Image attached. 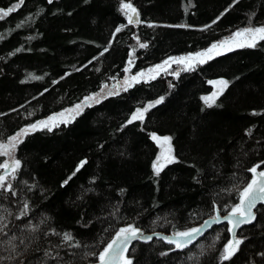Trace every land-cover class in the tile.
Masks as SVG:
<instances>
[{"label":"trees","instance_id":"16d2710c","mask_svg":"<svg viewBox=\"0 0 264 264\" xmlns=\"http://www.w3.org/2000/svg\"><path fill=\"white\" fill-rule=\"evenodd\" d=\"M132 2L139 9L141 21L157 23L127 24L119 10V0H51V3L24 0L23 5L0 19V113H4L0 115V137L74 104L88 91L98 90L105 79L109 86L112 85L110 77L120 80L125 74L129 50L137 45L133 33L149 42L147 48L136 47L132 70L138 71L166 56L207 47L212 40L247 24L250 10L257 14L254 23H264V0H238L215 24L210 21L230 0ZM13 3L15 0H0V7ZM38 9L42 11L34 19L22 23L29 12L35 14ZM120 23L127 26L117 33L109 51L98 56L102 46L107 45L110 33ZM18 24L22 26L17 27ZM203 24L210 26L202 29L199 25ZM92 56H97V60L89 63ZM73 68L78 70H71ZM65 71L69 72L68 76L63 75ZM28 73L43 78L25 80ZM219 76L231 82L215 104L206 105L202 96L214 90L213 84L207 81ZM53 80L56 83H52ZM169 81L175 86L169 88ZM38 92L42 94L37 95ZM165 93V100L149 110L143 128L139 122H133L117 131L137 102ZM253 108H264V42H259L255 48L246 46L222 53L194 70L180 72L178 78L160 74L149 83L136 84L119 96L85 108L68 124L60 123L51 131L38 129L30 133L18 146L16 154L23 160V172L31 174L46 190L29 194L35 204L34 219L47 213L51 218L48 224L58 230L71 229L82 241L91 242L101 239L100 231L106 224L96 220L88 224L87 221L100 216L101 208L110 210L105 205L111 199L123 201L120 207L125 219L140 213L138 223L147 232L169 233L172 224L177 227L188 224V210L202 207L207 211L211 194L219 191L216 185L220 188L229 183L243 186L240 181L251 176L246 169L264 160V140H261L264 112L253 113ZM251 125L255 127L253 135L248 137L244 129ZM151 131L171 135L174 153L180 157L168 164L159 176H154L151 168L152 160L159 153V145L150 137ZM242 139L248 149L254 150L239 156L237 164L231 146L238 145ZM98 144L103 146L98 147ZM221 148L224 149L222 171L228 179L201 177L202 183L193 180L197 172L186 162L196 161L197 166L205 167L211 155ZM85 156V165L68 184L61 186L60 181ZM92 175L98 176L93 185L98 191L87 193L83 200L77 199L82 187H89ZM118 188L126 191L121 194ZM262 213L264 209L257 211V219L252 224L238 229L237 235L247 239L241 243L231 264H247L250 258L259 260L255 253L264 251ZM82 216L84 222L78 224ZM157 216L162 219L153 224ZM202 218H193L191 222L200 223ZM111 223L114 219L107 218V224ZM225 224L214 225L201 239L205 246L217 232L220 234L217 248L225 238L231 237ZM109 235L104 233L102 239L106 241ZM39 243L41 247L46 246L45 240ZM193 245L161 256L160 252L171 245L165 240L152 239L137 241L129 248V253L134 255L135 264H197V261L198 264H217L218 254L214 249L188 259L190 252L200 251ZM92 247L99 250L96 245Z\"/></svg>","mask_w":264,"mask_h":264},{"label":"snow or ice","instance_id":"6c2138e0","mask_svg":"<svg viewBox=\"0 0 264 264\" xmlns=\"http://www.w3.org/2000/svg\"><path fill=\"white\" fill-rule=\"evenodd\" d=\"M48 2L51 3V0H48ZM23 3L24 0H15V3L10 4L8 7H0V19H3L19 8ZM237 4L238 0H230V3L210 23L215 24ZM119 10L126 17L127 24L135 25L143 22L155 25L157 23L156 21H141L139 9L132 0H119ZM39 11H42V9H38L35 14L29 12L26 20L22 23L34 19V16ZM256 15L255 11L250 10L247 14V24L236 27L220 39L212 40L207 47L180 55L166 56L161 61L150 64L147 68H140L138 71L132 70L136 47L147 48L149 42L141 40L139 35L133 33L137 45L129 50L124 67L125 74L120 80L116 76L110 77L112 85L109 86L108 79H105L101 82L98 90L88 91L74 104L61 108L59 112H52L45 117L25 123L12 134L0 137V157H3L0 159V264H135V257L129 253V246L134 240L151 241L153 235L161 237L169 245L174 246L166 247L164 251L160 252L161 256L167 255V253L174 251V249H186L196 241L197 243L193 247H198L200 251L198 253L190 252L188 259L191 260L194 257L203 256L214 249L218 254L217 264H231L233 257L240 250L241 243L247 239L246 236L237 235V229H240L241 225L251 224L257 219V211L264 209V167H261V165H264V160H259L246 169L251 176L246 181H240V184L243 186L229 183L227 186L220 188L219 185H216L219 191L211 194L207 211L202 207L189 209V223L181 227L172 224V231L167 234L145 231L144 227L138 223L140 217V213L138 212L134 216L125 219V216L121 214L120 207L123 201H112L109 199L105 207L110 210L105 211V208H101L100 216H93L87 221L88 224H91L93 220L106 224V227L101 228V239L84 242L71 229L58 230L56 227L48 224V220L51 218L47 213L43 214L38 220L34 219L35 213L33 209L35 208V204L29 194L34 195L36 191L43 193L46 190L39 185L38 181L31 174L23 172V160L16 153L18 146L30 133L38 129L51 131L60 123L68 124L79 116L85 108L100 104L108 97L119 96L121 92H127L129 88L134 87L136 84L149 83L160 76L162 72L167 73L173 63L178 67L171 72V75L178 78L180 75L179 66H184L185 70H194L198 65L205 64L207 61L213 59V57L233 49L245 46L258 47L259 42H264V23H254ZM127 24L120 23L114 27L110 33V38L107 40V45L102 46V51L98 52V56H102L105 52L109 51L117 33L121 32ZM20 26L22 24L17 25V27ZM183 26L193 27L192 25ZM209 26V24L199 25L202 29H207ZM19 50L17 49L16 51ZM94 60H97V56H92L89 63ZM71 70L75 71L78 69L73 68ZM96 70L99 71L100 69L97 68ZM63 75L68 76L69 72L65 71ZM42 78L36 76L34 73H28L24 77L25 80H38ZM62 78L58 77V79ZM207 82L216 85L214 91L202 96L205 104L211 105L216 103L217 97L223 93L231 81L224 76H219ZM52 83H56V80H53ZM174 86L171 81L168 82L169 88ZM43 91L46 92L47 89L45 88ZM41 94V92L37 93V95ZM165 95L167 93L157 95L154 99L137 102L136 106L124 118L123 123L117 131L122 130L133 122H139L140 127L143 128V122L149 110L164 101ZM9 111L15 110L9 109ZM257 111L264 112V108L252 109L253 113ZM0 115H4V113H0ZM26 115H31V113H26ZM254 127L255 125H251L244 129L248 137L253 135ZM150 137L161 149L151 162L153 175L159 176L160 172L168 164L178 161L180 157L174 153L171 135H160L156 131H151ZM261 140H264V137H261ZM97 146L102 147L103 145L98 144ZM251 150L254 149H248L243 139L238 145L231 146V151L235 155L237 164H239V156L246 155ZM223 154L224 149H218L216 153L211 155L205 167L197 166L196 161L186 162L190 163L197 172V175L193 176L192 179L197 183H202L201 177L204 179L223 177L227 180V174L222 171L224 165L222 160ZM86 161V156L79 159L74 170L60 181V185L68 184L69 180L85 165ZM234 176L235 174H233ZM97 180L98 176L92 175L89 178V187H82L81 195L77 199L83 200L87 193H96L98 189L93 185ZM117 191L123 194L126 189L118 188ZM233 193L235 194L234 196L231 195ZM223 197H227V200H224ZM258 204L260 205L259 208H257ZM107 218L114 219V223L107 224ZM193 218H202V220L200 223H192ZM160 219L162 218L157 216L152 223L155 224ZM117 221L124 222L116 223ZM83 222L82 216L81 220L77 221V223ZM165 222L170 223L167 220ZM222 222H226L225 227L231 233V237L225 238V242L219 248H217V241L220 240L219 232L212 237V242L207 246H205L203 240H198L214 224L218 225ZM43 225H46V227H42ZM106 232L110 233V235L105 241L102 237ZM53 237L56 238L55 243H53ZM42 240L46 241L45 247L40 246L39 242ZM93 245H96L99 250H94ZM255 255L259 257V260L250 258L247 264H264V251L257 252Z\"/></svg>","mask_w":264,"mask_h":264},{"label":"water","instance_id":"95a60500","mask_svg":"<svg viewBox=\"0 0 264 264\" xmlns=\"http://www.w3.org/2000/svg\"><path fill=\"white\" fill-rule=\"evenodd\" d=\"M259 206V204L257 205V207ZM254 211H256V209H254ZM254 222V221H253ZM252 222V223H253ZM223 223H226V222H222L221 224H223ZM251 223V224H252ZM214 225H216V224H214ZM213 225V226H214ZM245 225H248V224H245ZM212 226V227H213ZM241 226H243V225H241ZM212 227L210 228V229H208V230H206V232H205V234H204V236L212 229ZM237 231H238V229H237ZM155 232H162V231H153V232H149V233H155ZM162 233H165V234H167L166 232H162ZM204 236H201V237H199L198 238V240H201ZM153 239H161V240H163L161 237H158V236H155V235H153ZM138 240H134L133 242H132V244L129 246V248L134 244V243H136ZM193 243H197L196 241H194Z\"/></svg>","mask_w":264,"mask_h":264},{"label":"rangeland","instance_id":"374dc122","mask_svg":"<svg viewBox=\"0 0 264 264\" xmlns=\"http://www.w3.org/2000/svg\"><path fill=\"white\" fill-rule=\"evenodd\" d=\"M246 47V46H245ZM181 54H183V53H181ZM175 55H180V54H175ZM178 66L175 64V63H173L172 64V66H171V68L168 70V72L167 73H164V72H162L161 74H170L171 75V72L173 71V70H175L176 68H177ZM180 67V72H182V71H185V68H184V66H179ZM214 86V90L216 89V85H213ZM213 90V91H214ZM211 93V92H210ZM161 151V149H160V146H159V152Z\"/></svg>","mask_w":264,"mask_h":264}]
</instances>
